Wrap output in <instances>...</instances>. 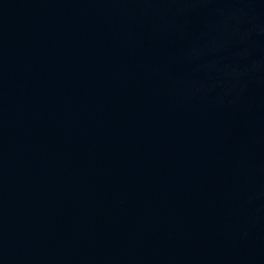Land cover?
<instances>
[{"label":"water","instance_id":"95a60500","mask_svg":"<svg viewBox=\"0 0 264 264\" xmlns=\"http://www.w3.org/2000/svg\"><path fill=\"white\" fill-rule=\"evenodd\" d=\"M0 264H264V0H0Z\"/></svg>","mask_w":264,"mask_h":264}]
</instances>
